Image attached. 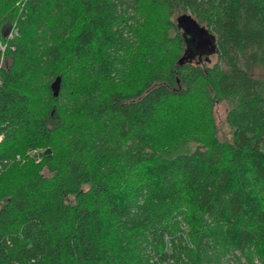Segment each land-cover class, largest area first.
Returning a JSON list of instances; mask_svg holds the SVG:
<instances>
[{"label": "trees", "instance_id": "1", "mask_svg": "<svg viewBox=\"0 0 264 264\" xmlns=\"http://www.w3.org/2000/svg\"><path fill=\"white\" fill-rule=\"evenodd\" d=\"M0 42V264H264V0H0ZM176 101L228 102L232 142L162 144Z\"/></svg>", "mask_w": 264, "mask_h": 264}, {"label": "rangeland", "instance_id": "2", "mask_svg": "<svg viewBox=\"0 0 264 264\" xmlns=\"http://www.w3.org/2000/svg\"><path fill=\"white\" fill-rule=\"evenodd\" d=\"M144 19L147 21L146 26L143 29V32L147 36H152L160 34L165 25L161 23V19L166 15V10L163 7H153L149 2L145 3L143 8ZM12 31L10 32V36ZM1 44V42H0ZM210 63L215 62L216 57L212 54H208ZM199 59V54L195 55L193 60L197 61ZM258 69H255V73ZM135 76V75H134ZM129 78L127 84L131 85L135 82V78ZM120 85V84H119ZM118 84H110L102 82L100 89L102 91H108L113 86L118 87ZM229 109V104L226 101L217 102L211 112V114H205L204 111H201L195 105L189 104L185 101L183 102H174L171 107L166 109V113L157 120L154 125L157 138L166 144L172 142L175 139L181 137L193 138L197 134H203L204 137L208 136L213 128L211 125L212 121L214 122L217 135L220 139L227 141L229 143L233 140V129L227 121V112ZM192 147L195 145L194 142L190 143ZM42 150V149H41ZM51 150V149H50ZM259 189V188H258ZM225 264H249L245 259L241 260H231L225 262Z\"/></svg>", "mask_w": 264, "mask_h": 264}, {"label": "water", "instance_id": "3", "mask_svg": "<svg viewBox=\"0 0 264 264\" xmlns=\"http://www.w3.org/2000/svg\"><path fill=\"white\" fill-rule=\"evenodd\" d=\"M179 25L185 31V37L188 43L186 50L187 59H193L196 54H212L215 51V39L207 33L205 28L201 27L190 15H182L179 17ZM183 58L180 64H183ZM54 95L58 96L60 89V78L52 85ZM46 152H50L48 148Z\"/></svg>", "mask_w": 264, "mask_h": 264}, {"label": "built area", "instance_id": "4", "mask_svg": "<svg viewBox=\"0 0 264 264\" xmlns=\"http://www.w3.org/2000/svg\"><path fill=\"white\" fill-rule=\"evenodd\" d=\"M2 48H4V47H2ZM0 139H1V137H0Z\"/></svg>", "mask_w": 264, "mask_h": 264}]
</instances>
